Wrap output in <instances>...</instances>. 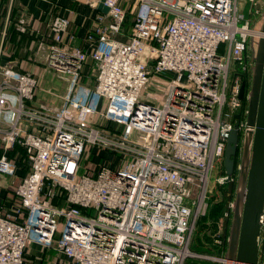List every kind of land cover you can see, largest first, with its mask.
Returning a JSON list of instances; mask_svg holds the SVG:
<instances>
[{
  "label": "built area",
  "instance_id": "1",
  "mask_svg": "<svg viewBox=\"0 0 264 264\" xmlns=\"http://www.w3.org/2000/svg\"><path fill=\"white\" fill-rule=\"evenodd\" d=\"M103 5L108 12L95 15L84 48L63 44L67 18L50 23L44 63L71 77L64 93L0 64V175L17 177L16 145L27 166L11 190L12 213L0 209V264H24L31 247L54 251L51 264H223L233 202L209 222L221 254L195 251L193 237L234 116L245 113L239 94L252 38L263 35L253 25L264 0H244L248 17L239 0ZM126 7L132 27L114 38ZM26 25L14 23L20 33ZM259 225L254 264H264V204Z\"/></svg>",
  "mask_w": 264,
  "mask_h": 264
},
{
  "label": "water",
  "instance_id": "2",
  "mask_svg": "<svg viewBox=\"0 0 264 264\" xmlns=\"http://www.w3.org/2000/svg\"><path fill=\"white\" fill-rule=\"evenodd\" d=\"M97 9L106 14L108 8L100 0ZM259 30L253 66L251 85L246 100V128L244 132L243 154L239 167L232 216L228 230L227 246L223 264H254L257 257L259 235V215L264 204V10ZM246 94L245 83L240 89L239 98ZM236 119L240 113L235 114ZM239 139V125L234 128L224 150V173H233L232 156L236 153Z\"/></svg>",
  "mask_w": 264,
  "mask_h": 264
},
{
  "label": "crops",
  "instance_id": "3",
  "mask_svg": "<svg viewBox=\"0 0 264 264\" xmlns=\"http://www.w3.org/2000/svg\"><path fill=\"white\" fill-rule=\"evenodd\" d=\"M98 12L101 11L91 6L89 0H0V64L11 65L20 71L35 72L34 74L41 78L40 82L43 85H53L55 81L51 77V72L44 70L42 60L47 47L52 43L50 23L57 16L67 18L69 24L63 44L84 48L86 34L95 25L94 17ZM7 16L10 22L2 36ZM19 18L26 20L25 33L18 32L14 27L15 21ZM18 166L17 177L8 179L0 175V209L10 213L13 211L11 190L18 177L27 169L21 158L18 160ZM29 249L25 257L30 252ZM47 255H53V259L57 257V254L51 250L43 256Z\"/></svg>",
  "mask_w": 264,
  "mask_h": 264
},
{
  "label": "rangeland",
  "instance_id": "4",
  "mask_svg": "<svg viewBox=\"0 0 264 264\" xmlns=\"http://www.w3.org/2000/svg\"><path fill=\"white\" fill-rule=\"evenodd\" d=\"M243 3H244V0H239V10L240 11L242 10L244 12L245 16L248 17L249 15L247 13V9L245 8V6H243ZM125 11H126L125 18L127 16H129L128 24L129 23L132 24L134 15L130 13V9L128 7H126ZM261 22L260 23L257 22L253 26L260 28ZM123 27L120 28V30L118 32L110 31L109 34L114 38L125 39L126 36H128L129 31H127V26L124 28ZM257 40H258V38L256 37V38H252V41H251L250 54H251L252 58L255 55V48H256ZM46 55H47V52H45V54L43 55V58H42L43 62H45L44 59H45ZM88 63H89L88 64L89 67L86 68V70H87L88 74L91 73L89 76V79H91L89 84L91 86L93 83L92 79L94 78L95 66H94V63L92 61H89ZM253 63H254V60H253ZM43 68H45L44 69L45 71L49 70L51 72V77H53V79L55 81L54 84L50 85V86L54 90H56L58 93H60V94L64 93L66 91L69 83H70L71 77L67 74L58 73V72H55L54 70H51L50 68H48L45 65V63H44ZM33 73H35V72H33ZM89 84H88V86H89ZM64 88H65V90L63 91ZM37 103H47V101L38 98ZM94 123L95 122L90 117L86 121L87 125H92ZM219 173L221 175V169L219 166H217L214 170H212V172L210 174V180H209V184H208V188L210 189V196H209V201H208L209 207L208 208H210L212 205H216L219 202H224V209L221 212V215H222L223 212L226 209H228L229 203L233 202L234 196H235V192H234L235 190L229 194V189H231V187H232L231 182L229 184H227V183L220 184L217 182L216 178H217V175H219ZM227 190H228V192H227ZM207 212H208V210H207ZM231 213H232V211H231ZM231 216H232V214H231ZM202 218L200 219V221L202 220ZM217 219L218 218H216V220ZM216 220L209 218L207 220H204L203 223H200V221H199L198 226L195 228L194 235L199 236V238L201 239L202 245L205 247H211V245L213 244V241L215 239L214 238L215 237L214 236V232H215V226L214 225L215 224H210V223H213ZM205 235H207L208 238H206ZM29 250H30V252H28L26 254V257H25V264H51V259L54 258L53 255L43 256L45 251L39 252V250L37 248H34V247H31ZM30 253H32V254H30ZM26 258H28V259L26 260ZM202 264H203V262H202ZM205 264H207V263H205Z\"/></svg>",
  "mask_w": 264,
  "mask_h": 264
},
{
  "label": "flooded vegetation",
  "instance_id": "5",
  "mask_svg": "<svg viewBox=\"0 0 264 264\" xmlns=\"http://www.w3.org/2000/svg\"><path fill=\"white\" fill-rule=\"evenodd\" d=\"M251 69H252V67L250 68L249 72L246 73L244 80H243L245 83L246 94H245V97L243 99H241V108L243 110H245V113H241L240 117L235 122V123H238V125H239V139H238V144H237V148H236V153L234 156H232V160L234 161L233 173L231 175L232 180L230 179L231 181L230 180L225 181V183L231 182L232 187H234V190H236L239 167L241 164V158H242V154H243L244 132H245V128H246V111L248 109V103H247L246 97H247V94H248V91H249L250 85H251ZM221 173H224V166L223 165L221 168Z\"/></svg>",
  "mask_w": 264,
  "mask_h": 264
},
{
  "label": "trees",
  "instance_id": "6",
  "mask_svg": "<svg viewBox=\"0 0 264 264\" xmlns=\"http://www.w3.org/2000/svg\"><path fill=\"white\" fill-rule=\"evenodd\" d=\"M128 19H129V16H127L125 18V21L123 24L124 27L127 26V31H129L132 27V24H130V23L128 24V22H129ZM15 151L18 153V155H20L19 159L21 158V160H22L24 158L23 148L19 145H16L14 150L12 152H10L9 155L13 156ZM223 209H224V202H219L216 205H212L210 208H208V212H206V215L202 218L200 223H203L204 220H207L209 218L216 220V218H219V216L221 215V212L223 211ZM227 223H228L227 224V231H228L229 221ZM205 237L208 238L207 235H205ZM192 249H194L195 251H198V252H203V253H208V254H221L220 251L214 250L213 247H203V245L201 243V239L199 238L198 235H194V237H193ZM203 264H204V262H203Z\"/></svg>",
  "mask_w": 264,
  "mask_h": 264
}]
</instances>
